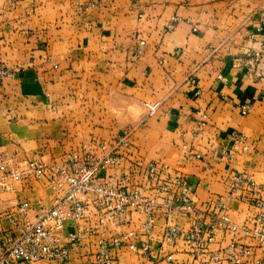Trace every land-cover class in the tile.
Segmentation results:
<instances>
[{
	"label": "crops",
	"instance_id": "0c3cea01",
	"mask_svg": "<svg viewBox=\"0 0 264 264\" xmlns=\"http://www.w3.org/2000/svg\"><path fill=\"white\" fill-rule=\"evenodd\" d=\"M80 3L0 0V63L21 68L0 89L1 151L15 160L52 162L94 140L113 144L131 131L129 158L182 171L195 211L169 216L160 206L151 236L144 212L114 215L98 233L72 244L66 264H94L100 240L126 231L135 232L137 246L150 249L112 246L114 264L264 263V246L244 231L220 227L209 241L204 232L201 246L186 238L200 221L217 220L212 200L218 198L235 223L255 226L257 207L230 196L225 180L238 171L264 180V0ZM141 39L144 52L136 55ZM149 103L158 104L152 115ZM245 104L252 105L248 113ZM232 132L245 133L249 148H237ZM57 193L35 177L0 185V225L19 236L13 219L22 216L20 204L30 202L28 214L37 220ZM96 213L91 201L88 219L67 220L64 235L96 225ZM171 225L181 235L166 241ZM234 242L249 252L231 249Z\"/></svg>",
	"mask_w": 264,
	"mask_h": 264
},
{
	"label": "built area",
	"instance_id": "2783aa9c",
	"mask_svg": "<svg viewBox=\"0 0 264 264\" xmlns=\"http://www.w3.org/2000/svg\"><path fill=\"white\" fill-rule=\"evenodd\" d=\"M172 27L173 25L169 26V28ZM138 52H142V48H139ZM149 106L151 113L154 114L158 104H149ZM250 108L249 104H245L242 106V111L247 113ZM231 136L237 148L242 147L245 150L249 148L244 133L232 132ZM131 144V134L125 131L113 144H109L106 140L92 141L88 149L85 145V153H69L61 164L27 160L17 169H10L4 164L0 151L2 179L43 177L58 189L54 204L37 220H33L28 214L30 202L25 201L20 204L22 216L19 219H13V223L22 230L19 236H15L12 230L0 225V264L22 262L29 264L43 260L66 264L70 259L72 244L80 242L89 233H98L107 219L129 210L145 213L146 220L143 227L149 236L153 233L156 211L160 206L167 209L169 216H174L176 210L184 214L192 212L191 190L183 175L172 179L178 190H168V186H163V191L159 190L163 198L160 201L146 195L144 190L129 186L136 175L144 177L151 183L161 177L163 171L161 170L163 167L156 162L129 158L127 149ZM227 156L232 157L233 152L228 151ZM126 162L128 164H125ZM227 189L230 196L236 195L255 204L257 207L253 220L255 226L249 227L235 223L227 213L222 198H218L212 200L215 208L220 210L217 220L207 225L200 221L199 225L186 234L187 240L193 245L201 246L203 245L202 233L205 232L208 235L209 241L213 239L220 227H225L232 232L244 231L264 246V180L259 181L248 173L238 171L227 178ZM91 201L97 208L98 223L84 228L78 226L77 230L64 235L67 220L88 219ZM180 235L178 226L171 225L165 232L164 239L172 241ZM134 236V231H126L113 236L111 241L101 239L100 250L94 264H114V258L111 255L112 246L116 248L128 246L132 250L147 253L150 249L149 244L137 246L133 242ZM230 247L236 251L249 252L239 243L234 242ZM236 251L232 254L233 256H236Z\"/></svg>",
	"mask_w": 264,
	"mask_h": 264
},
{
	"label": "rangeland",
	"instance_id": "374dc122",
	"mask_svg": "<svg viewBox=\"0 0 264 264\" xmlns=\"http://www.w3.org/2000/svg\"><path fill=\"white\" fill-rule=\"evenodd\" d=\"M78 1V4H80L81 6H83L82 3H80V0H77ZM88 6H92V2H89L88 4H86ZM143 42V43H142ZM146 45V41L144 39H141L138 43V46L136 47L135 49V52H136V55H141L143 54L144 52V47ZM141 46V47H140ZM139 48H142V52H138ZM23 69V68H22ZM18 70H21V68H10L2 63H0V89L3 85V79L7 76H13ZM150 104V103H149ZM149 104H147V106L149 107L150 109V106ZM250 105V110L252 109V105ZM3 110V105H2V101H1V91H0V111ZM249 110V111H250ZM248 113V112H247ZM150 114L152 115L151 113V109H150ZM125 132V131H124ZM122 132V133H124ZM130 134L132 133L131 131H128ZM243 133V132H242ZM121 134V133H120ZM244 135L246 136L247 138V142H248V137L247 135L244 133ZM117 139V138H116ZM115 139V141H116ZM90 143H86L83 145V147L81 148V150H72V151H68V152H65L61 157H59L58 159L52 161V162H45V161H42L44 163H47V164H53V163H56V164H61L63 161H64V158L67 154L69 153H73V152H78V153H85L86 151V148L88 149L89 148V145ZM85 145H86V148H85ZM85 148V149H84ZM0 151H1V148H0ZM2 152V151H1ZM2 155H3V161L5 165L9 166L10 169H17L18 166H22L24 164L25 161H20V160H15L13 158H10L8 156H6L3 152H2ZM189 156H195V154L193 153H190L189 151ZM142 158V157H141ZM31 160H37V159H31ZM38 161H41V160H38ZM153 162H156L158 164H160L163 169L162 171V176L159 177L157 180H154L152 181L151 183L147 182V180L144 178V177H141L139 175H136L134 176V178L130 181V184L129 186L131 188H135V189H139V190H144L145 191V194L148 195V196H151L152 198L156 199L157 201H160L162 200L163 198L161 197V195L159 194V190H162L163 191V186H168V190H178V188L173 184V181L172 179L175 178L176 176H179V175H183L185 177V182L186 184L189 186L190 190H192L191 186H190V183H189V179L188 177L180 170H176V169H170L169 167H165V165H163L161 162L159 161H155V160H152ZM125 164H128V162H126ZM117 172V171H116ZM0 174H2L0 172ZM117 176V175H116ZM253 176V175H252ZM30 177H35V176H30ZM25 178H28V177H25ZM25 178H20V179H16V180H13L11 178L9 179H0V185L4 188H10L14 183H18L19 181H21L22 179H25ZM35 178H38V177H35ZM38 179H46L47 178H38ZM48 181V180H47ZM226 185H227V178H226ZM49 182V181H48ZM50 184V183H49ZM51 185V184H50ZM53 186V185H51ZM54 188H56L55 186H53ZM56 190H58L56 188ZM228 190V189H227ZM192 193V192H191ZM191 200H192V196H191ZM193 211L194 210V207H193ZM192 211V213H193ZM191 213V212H189ZM167 231V230H166Z\"/></svg>",
	"mask_w": 264,
	"mask_h": 264
}]
</instances>
